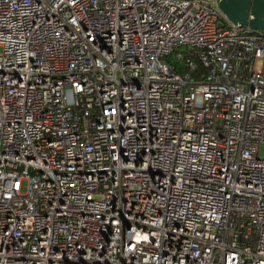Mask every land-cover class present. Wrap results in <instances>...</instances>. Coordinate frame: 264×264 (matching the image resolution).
I'll use <instances>...</instances> for the list:
<instances>
[{
	"label": "built area",
	"instance_id": "obj_1",
	"mask_svg": "<svg viewBox=\"0 0 264 264\" xmlns=\"http://www.w3.org/2000/svg\"><path fill=\"white\" fill-rule=\"evenodd\" d=\"M0 264H264V32L0 0Z\"/></svg>",
	"mask_w": 264,
	"mask_h": 264
},
{
	"label": "water",
	"instance_id": "obj_2",
	"mask_svg": "<svg viewBox=\"0 0 264 264\" xmlns=\"http://www.w3.org/2000/svg\"><path fill=\"white\" fill-rule=\"evenodd\" d=\"M217 1L233 23L264 32V0Z\"/></svg>",
	"mask_w": 264,
	"mask_h": 264
}]
</instances>
